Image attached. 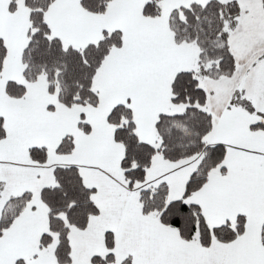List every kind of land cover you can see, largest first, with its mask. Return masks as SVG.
<instances>
[{
	"label": "snow or ice",
	"instance_id": "6c2138e0",
	"mask_svg": "<svg viewBox=\"0 0 264 264\" xmlns=\"http://www.w3.org/2000/svg\"><path fill=\"white\" fill-rule=\"evenodd\" d=\"M0 264H264V0H0Z\"/></svg>",
	"mask_w": 264,
	"mask_h": 264
}]
</instances>
